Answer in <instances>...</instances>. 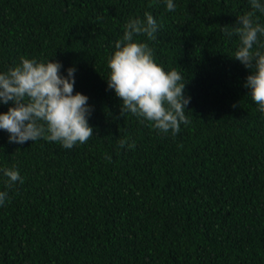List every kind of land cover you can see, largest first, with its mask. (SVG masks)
Instances as JSON below:
<instances>
[{
	"label": "trees",
	"instance_id": "obj_1",
	"mask_svg": "<svg viewBox=\"0 0 264 264\" xmlns=\"http://www.w3.org/2000/svg\"><path fill=\"white\" fill-rule=\"evenodd\" d=\"M173 3L0 0V72L21 57L59 62L63 76L74 67L94 130L65 149L10 143L0 129V264H264V113L244 86L252 70L232 57L239 38L226 34L249 0ZM146 12L157 39H137L187 80L190 123L175 136L123 118L106 80L125 23ZM125 137L135 148L119 146ZM13 168L23 183L7 189Z\"/></svg>",
	"mask_w": 264,
	"mask_h": 264
},
{
	"label": "clouds",
	"instance_id": "obj_2",
	"mask_svg": "<svg viewBox=\"0 0 264 264\" xmlns=\"http://www.w3.org/2000/svg\"><path fill=\"white\" fill-rule=\"evenodd\" d=\"M250 11L238 16L236 26L228 36L237 35L238 50L232 57L240 61L252 74L246 78L245 87L251 89L250 97L264 113V25L257 13L264 14L261 0H249ZM166 9L175 11L173 0H166ZM145 19L130 18L124 25L123 36L115 42V50L108 60L110 69L108 88L113 89L122 101L120 115L137 117L141 123L161 133L180 132L181 124L190 123L186 116L190 97L185 96V85L180 72L165 71L154 60L153 48L137 37L145 36L155 41L157 21L150 13ZM228 27V26H225ZM255 46V47H254ZM62 65L48 60L21 57L15 67L0 72V103L9 104L6 113H0V129L9 133V142L24 144L43 139L56 142L65 149L87 143L93 136L88 116L91 107L88 97L74 91L76 69H67V76L60 74ZM129 138L119 140V146L135 148ZM111 160V157H106ZM6 188L11 189L23 178L18 170L4 169ZM9 200L8 191H0V206Z\"/></svg>",
	"mask_w": 264,
	"mask_h": 264
}]
</instances>
